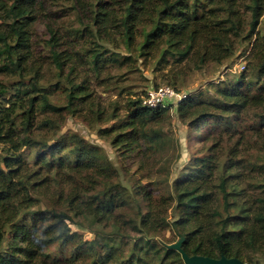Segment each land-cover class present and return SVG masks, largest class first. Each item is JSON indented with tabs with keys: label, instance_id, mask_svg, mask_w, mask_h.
I'll list each match as a JSON object with an SVG mask.
<instances>
[{
	"label": "trees",
	"instance_id": "trees-1",
	"mask_svg": "<svg viewBox=\"0 0 264 264\" xmlns=\"http://www.w3.org/2000/svg\"><path fill=\"white\" fill-rule=\"evenodd\" d=\"M263 20L264 0H0V264H185L169 247L181 238L189 256L264 264ZM245 45L254 62L212 83L211 97L90 109L143 181L124 167V184L102 147L60 135L86 100L71 81L80 67L97 80L140 59L202 70ZM45 72L57 90L65 78L66 105ZM173 107L198 147L169 184Z\"/></svg>",
	"mask_w": 264,
	"mask_h": 264
},
{
	"label": "rangeland",
	"instance_id": "rangeland-1",
	"mask_svg": "<svg viewBox=\"0 0 264 264\" xmlns=\"http://www.w3.org/2000/svg\"><path fill=\"white\" fill-rule=\"evenodd\" d=\"M40 31L43 30L40 28ZM260 32L264 34V20L260 27ZM244 50H246V53L241 55ZM254 60L255 55H251V46L245 45L232 64L225 63L219 65L209 63L202 70L189 67L175 68L172 66H161L157 65L153 60L140 59L129 69L125 68L122 71L111 70L108 73H112L111 79L106 74L100 80H97L88 70L80 67L77 73L75 72L71 76V81L84 86L85 90L82 96L86 100L82 104L75 106L74 109L72 108V111L66 110L67 115L61 127L60 135L64 133H77L92 144L102 147L121 174V180L124 184H131L128 176H125L123 173L124 167L130 170V174L133 173L136 178H141L143 181L144 177L138 172V166L130 161L125 162L110 140L98 136V129L107 127L112 122H98L93 117L90 109L100 104L102 108L112 110L116 102L120 107H123L127 98H132L134 95L145 97L146 92L154 86L174 87L176 85L177 89L183 93L195 94L204 91L208 92L206 96L211 97L213 92L208 87L212 83H217L227 78L238 77L243 71V66L253 63ZM43 80L47 85H50L49 89L52 101L58 105H66V95L62 90V85H65V78L59 84V88H61L59 90L51 86V83H56L57 81V78L53 77L52 74L45 72ZM122 89L123 93L120 94ZM171 104L175 105L176 103ZM162 131L168 136L171 143L169 144V154H167L164 160L166 159V162L171 156L172 159L167 164L169 167L168 171L165 170L162 173L161 179H163V183L168 181L171 184L172 180L178 175L198 146H196L194 140L188 142L187 135L189 129L176 115L175 107L170 110V118ZM157 177L155 178L157 179ZM169 214L172 215V211ZM72 227L78 229L75 225ZM84 231L87 232L85 233V237L89 239L92 236L89 234V230ZM168 236H171V233Z\"/></svg>",
	"mask_w": 264,
	"mask_h": 264
},
{
	"label": "built area",
	"instance_id": "built-area-1",
	"mask_svg": "<svg viewBox=\"0 0 264 264\" xmlns=\"http://www.w3.org/2000/svg\"><path fill=\"white\" fill-rule=\"evenodd\" d=\"M245 69L243 66L242 70ZM184 93H178L173 88L164 86L159 88H151L147 91L143 100V107L146 109H157L160 107H167L171 103H179L186 99Z\"/></svg>",
	"mask_w": 264,
	"mask_h": 264
},
{
	"label": "water",
	"instance_id": "water-1",
	"mask_svg": "<svg viewBox=\"0 0 264 264\" xmlns=\"http://www.w3.org/2000/svg\"><path fill=\"white\" fill-rule=\"evenodd\" d=\"M183 238H181L177 243L170 245L171 249L178 251L185 264H246L238 258H227L225 256L220 259H214L210 257L194 255H187L182 249Z\"/></svg>",
	"mask_w": 264,
	"mask_h": 264
}]
</instances>
